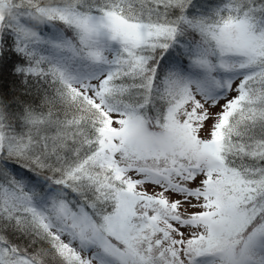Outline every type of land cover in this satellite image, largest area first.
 Here are the masks:
<instances>
[{"label":"snow or ice","instance_id":"snow-or-ice-1","mask_svg":"<svg viewBox=\"0 0 264 264\" xmlns=\"http://www.w3.org/2000/svg\"><path fill=\"white\" fill-rule=\"evenodd\" d=\"M0 264H264V0H0Z\"/></svg>","mask_w":264,"mask_h":264}]
</instances>
